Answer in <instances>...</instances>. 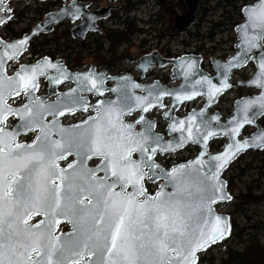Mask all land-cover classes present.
Returning <instances> with one entry per match:
<instances>
[{
    "label": "snow or ice",
    "instance_id": "1",
    "mask_svg": "<svg viewBox=\"0 0 264 264\" xmlns=\"http://www.w3.org/2000/svg\"><path fill=\"white\" fill-rule=\"evenodd\" d=\"M241 11L246 17L237 26L242 51L233 59L243 63L252 49L264 47V0L245 5ZM27 42L25 36L6 45L11 55L7 50L0 55V264H197V252L229 232L226 220L215 216L212 208L218 194L224 198L221 170L244 149L264 147V132L251 141L233 140L224 153L207 160L201 152L195 161L165 170L156 162L157 153L173 151L187 141H202L206 146L218 134L210 121L202 119L203 112L199 121L196 114L173 121L170 131L180 136L165 141L145 115L131 123L125 116L163 107V97L168 95L178 102L191 100L201 94L196 85H206L211 99L230 86L227 71L238 64L224 66L220 86L202 76L190 92L150 87L146 95H136L132 90L141 86L127 77L122 86L108 89L102 75L89 72L76 76V88L45 103L35 95L44 68H57L56 84L68 76L48 61L43 66H21L14 76H8L5 60L18 56ZM181 67L187 80L195 65L182 61ZM259 70L252 83L264 88V56ZM105 91L116 93V99H98L90 105L80 95L87 92L102 97ZM22 95L27 96L26 103L9 104V98ZM256 105L264 114V94L243 101L242 115L233 119L231 129L224 130L232 137L238 135L244 124L252 123L249 113ZM89 107L95 109V116L68 128L61 125L65 114ZM9 117L18 120L11 130ZM29 133H35L32 142H20L19 137ZM57 135L59 139L54 138ZM70 155L76 159L60 167L59 161ZM94 158L99 163L88 167ZM146 181L163 183L149 195ZM35 217L42 219L33 223ZM62 221L71 224L70 232H58Z\"/></svg>",
    "mask_w": 264,
    "mask_h": 264
},
{
    "label": "water",
    "instance_id": "2",
    "mask_svg": "<svg viewBox=\"0 0 264 264\" xmlns=\"http://www.w3.org/2000/svg\"><path fill=\"white\" fill-rule=\"evenodd\" d=\"M10 1L12 0H0V25H2L7 20L11 19L12 11L10 9V3H9ZM63 1L65 3L59 9L46 12L40 21L32 25L31 28L28 31L24 32L19 38L13 39L11 41H7L3 39L2 37H0V55H3V53L6 50L9 52V55H11L12 50L6 49V45L14 44L18 42L19 40L23 39L25 36L28 37V42L26 46L21 50L19 55L16 56L14 59L5 60L4 69L8 76H14L15 73L20 70L21 66L26 67V68H31L36 65L43 66L45 65V61H48L53 65H58L59 68L63 69L64 73L67 74L68 76L67 79H63L60 84H56L54 83L53 78H57L60 76V73L57 71V68L55 67H45L44 68V74L38 76L37 82H38V85L40 86L39 81L42 79L45 80L46 82L45 92L43 94L42 93L39 94V87H38V90L36 91L35 95L43 98L45 103H53L57 101V99L61 96L62 93H68L71 89L76 88L77 87V82L75 79L76 76L89 73V72H94L97 75H102V77L105 79V87L108 89L117 88V87L122 86V84L124 83L123 78L127 77L130 83L139 84L141 86L140 88L132 90L134 91L136 95H146L147 94L146 89L150 87H158L160 89H163V90H166L172 93L182 91V90H186L190 92L192 90V85L195 83V81L199 80L202 76L208 77L214 84H216L217 86H220L224 80V75H223L224 66L228 65L230 62H233V63L238 64V66L233 67L227 71V83L230 86L228 88H224L220 93H218L211 99L207 95L206 85L204 86L196 85L195 90L197 92H200L201 94L193 97V99L191 100H185V101L178 102L175 100L174 95H168V96L163 97V100L166 98L169 99V104L167 105L166 109H164L161 113L163 120H165L167 123L166 124V138H164L165 141H174L175 139H178L180 136L179 132L170 131L169 125L173 121L186 120L188 116L193 115V114L197 115V121H199L201 119V117L199 116L201 112L204 113L202 119L206 121H210L212 125V130L216 131L218 134L209 138L206 146L202 141L200 143H193L192 141H187L185 144H183L182 147L176 148L173 151L167 152V153H172L188 145H193L198 148V152L196 156H194L193 158H190L185 161H180L177 164H174L167 169L163 168L160 164L159 165L161 166V168L165 170H170L172 167L178 166L180 164H188L191 161H195L198 157H200L201 152L205 153L204 159L207 160L210 157H214V156L224 153L227 145L229 143H232L233 140H239L241 142H243L244 140L251 141L258 134L264 132V127H262L257 121L261 116H264V114H261V110L259 109L258 105L254 106V108L249 113V119L252 120V123L244 124L243 127L240 129V132L238 133V135H236L235 137H232L227 133V131L224 130V129H231V127L233 126L232 125L233 119L239 118L242 115L239 112V108L242 106L243 101L254 100L260 97L262 94H264V88H261L258 84L252 83V81L259 76V71H260L259 63H260L261 57L264 56V47L252 49V51L247 54V59L243 63H240L239 61H234L233 59L234 57H237L242 51L241 32H240V29L237 27L238 25L245 23V20H246V17L242 13V11L241 13L243 16V20L234 27V31L236 33V43L234 44V52L229 54L225 59L211 58V66L213 70L212 73H209L208 71H205L204 69L201 68L200 63H201L202 57L200 55L182 54L174 58H167V57H162L160 53L158 52V50H152L151 52L143 54L139 57L138 63L135 65V68H134V70L137 72L135 77H133V75L129 72H125V73L118 74V75L108 74L106 70L104 69L97 70V68L94 65L89 66L86 70H83V71H72L66 67V65L64 64V60L62 58L52 59L50 56H47V55L41 56L29 64L22 63L11 74H8L7 72L8 63L17 62L19 58L21 57V55L27 51L29 47V43L33 38L37 37L40 34L51 33L53 31L54 26L57 25L58 23L67 20L71 24H73V27L70 30L71 38L73 40H79V39L84 38L88 33L100 32L101 28L99 26V23L101 21H104L109 16L112 10H115L118 8V4H117L118 0H108V3L106 5L101 6L94 10L89 9L90 4L88 2H81L78 0H68V2H66L67 0H63ZM260 2L261 0H255L252 3L245 4V5L253 6V5L259 4ZM199 5H200L199 0H183V7L185 9V12L181 16H177L173 19L172 29L176 32H184L186 29H188L196 21ZM244 6L242 8H244ZM182 61L191 62V63H194L195 65V67L190 70L187 80L185 79V75H184L185 68L181 67ZM249 62H251L255 67V71L251 75V77H249L246 80H235V81L231 80L233 72L244 68ZM168 64H171L170 79L179 80V83L176 86L168 87L166 85L161 84V82L158 79H155L151 82H142V80L145 78V73L147 72L148 69H150L151 67H162ZM65 84H69V86L67 88L60 89V87L65 86ZM241 86L246 87V88H253L256 90V92L249 94V95L240 96L234 99L231 114L227 116L226 118H222L221 114L217 110L210 111V109L217 102L218 97L220 95L224 94L225 92H227L233 87H241ZM80 95L85 96L88 102H89V96H91L92 98H94V101L90 102L89 104L95 105L98 99L114 100L116 99L117 94L111 91H105L102 97L96 94L87 93V92L80 93ZM107 95H109L110 97H107ZM199 97H201L203 100L202 104L199 107L192 108L186 114L181 115V116L176 114L177 110L184 103L190 102ZM12 98L14 97L9 98V100ZM27 99H28L27 96H25V100L21 104L12 105V106L19 107L22 104L26 103ZM155 108L163 109L164 106L163 107L157 106ZM89 110L94 112L93 115L91 116H95L96 114L95 109L93 107H89ZM78 111H83V110H78ZM136 112L138 113V116L136 119H138L139 116L143 114L146 116V118L149 121H152L154 123L153 119H149L147 117V113H141L140 111H136ZM213 117H219V119L216 120V119H213ZM88 118H86L85 120H88ZM80 123H77V124H80ZM137 126H138V131H139L140 126L139 125ZM249 128H253V130L245 134L244 130L249 129ZM158 134L161 137H163L162 134L160 133ZM185 135L187 134L185 133ZM216 138H224V142L219 150L210 151L209 143L213 139H216ZM261 149H264V147L252 146V147L244 149L238 155H236L232 160H230L227 166L223 168L220 172V180L223 182L222 194L224 198H219V194H218L217 201L214 205H212V208H213V214L215 216H220L224 218L227 222L228 227H230L229 214L219 213L216 210L217 204L229 202L232 199L231 194L227 190V181L223 177V172L228 168V166L232 162L236 160V158L239 155L244 154L248 151H255V150H261ZM167 153H159V154L165 155ZM161 183H163V181H158V186H157V189L154 191V194L156 193V191L159 190V185ZM167 191H171V188H168ZM220 241L221 240H218L217 242H215L214 244H211L210 246H213L219 243ZM202 251L197 252L196 254L197 260H198L199 254Z\"/></svg>",
    "mask_w": 264,
    "mask_h": 264
},
{
    "label": "rangeland",
    "instance_id": "3",
    "mask_svg": "<svg viewBox=\"0 0 264 264\" xmlns=\"http://www.w3.org/2000/svg\"><path fill=\"white\" fill-rule=\"evenodd\" d=\"M147 1L148 0H145L142 3L138 4V6L134 9V12L129 13L130 18L135 20V23L139 28L142 26L144 31L141 32L140 35H137L135 38L131 39V45H124L119 48V51L125 50L127 56L120 61V63L114 70H112L113 72H131L135 74L134 66L136 65L139 57L149 50L158 49L161 51H170L181 42L190 43V39H186L188 35L190 36V32L184 35H179L177 33L175 34L174 32L172 33L171 30L174 17L182 13V4L180 0H171L173 5L172 7H168L167 9H161L158 6H153L149 3L147 4ZM199 1L201 4L198 11V25L204 22H215L216 20L219 22H223L221 23L222 26L216 27L215 32L213 33L216 34V36L215 38L213 37V43L211 44L212 53L215 52L214 54L217 55L218 53L226 54L228 52H231L234 35L231 27H226L225 25L231 23L233 19H236L235 8L236 4L239 5L240 3H236L235 6L231 7L227 5L224 6L225 3L222 2L219 7L215 8L213 6L216 0H210L208 2L204 0ZM92 2L93 6L97 8L106 5L108 3V0H92ZM249 3H251V1ZM117 4L119 6L118 8L120 9V7L122 6V0H118ZM38 6L39 5H37V2L34 1H29L27 4H25V2L22 0L12 1L11 9L13 12V18L11 19V22L5 26L11 27L16 32H21L23 29L29 27L34 19L38 18V11L40 9V7ZM222 6L224 7L222 8ZM34 8H37V11H34ZM119 9H115L112 12H117V10ZM118 14H120V12H118ZM149 15H151L152 17L148 19L147 23H144V20H146ZM136 19H140L141 22H137ZM114 21L115 19L112 18L105 20L103 23H100L101 31H103L104 27H114ZM67 28L68 25L63 23L56 26L51 33L59 35L61 32L67 30ZM51 33L48 35V37L51 36ZM142 39H145V44L141 47L139 43ZM40 40L41 39L38 38L34 41V43H38ZM63 41H66V44H70L65 38L60 40V42ZM204 43L205 42H203V44ZM74 48V50H77L76 46ZM78 54V60L82 61L83 63L97 64V61H99V59L95 58L94 55L91 54L87 49L80 50ZM24 60L25 58H22L17 62H11L8 65V69H16L18 65ZM99 68L103 69V66H99ZM117 69L119 71H117ZM254 71V65L248 64L247 67L233 72L231 79L235 81L239 79H245V77L248 78V76L253 74ZM45 86L46 83L44 82V80H41V90H43ZM253 92H256V90H254L253 88H246L243 86L233 87L219 96L217 102L214 104L211 110L219 111L221 117L225 118L231 114L233 101L234 99L239 97L240 93L243 96ZM21 101L22 97H19L15 101H11V104H17ZM201 102L202 100H197L186 103L179 109V112H186L187 109L196 107L200 105ZM154 112H156V114L160 113L158 109H156ZM258 123L262 127H264V116H262L260 120H258ZM252 130L253 128L246 129L245 134L251 132ZM223 142L224 138H217L216 141L212 143L214 146L221 147ZM197 151L198 150L195 147L191 148L189 150V153L193 154ZM240 169H243L242 173ZM237 174L241 175L232 181V192H229L232 195V198L234 196H238L247 192L248 187L251 188V191L254 195L264 193V167H262L260 157L249 151L244 153L240 160H235L230 165L228 171L224 174V177L225 179H227V177L236 176ZM216 209L219 213L229 214L230 217L232 216L235 220V223L239 227H245L246 234L244 235V237L247 236L248 232H251L250 228L252 224H260V228L257 230V237L260 241L264 240V207L262 203H253L249 205L247 213L245 215L231 214L233 211V204L231 201L217 204ZM247 216L249 217V219L246 218ZM228 247L241 248L242 245H235V238L233 236L227 235V238L222 239L219 243L211 246L206 252L200 253V256H204L205 260L201 261L199 264H208L206 259L209 258H212L215 262L214 264H217L219 259L224 256V251Z\"/></svg>",
    "mask_w": 264,
    "mask_h": 264
},
{
    "label": "trees",
    "instance_id": "4",
    "mask_svg": "<svg viewBox=\"0 0 264 264\" xmlns=\"http://www.w3.org/2000/svg\"><path fill=\"white\" fill-rule=\"evenodd\" d=\"M145 0H122V6L117 12L110 13L108 19L114 18V27L103 28V31L99 33H90L82 40H71L70 39V31L65 30L61 32L59 35L55 33H51V36L47 37V35H39L35 39L40 38L41 40L38 43H31L28 51L30 52V57L33 58L35 56H40L41 51H46L44 54L50 56L51 58H55L61 51H67V49L71 48V44H75L79 47L80 50L87 49L91 54L94 55L95 58H98L97 67L103 66L106 70L112 71L114 70L120 61L127 56L125 50L119 51L121 46L131 45V39L133 36L140 34L143 29L139 28L135 23L134 19H131L129 13L133 11L138 4L142 3ZM156 5H158L161 9H167L168 7H172L171 0H154ZM210 1V0H204ZM250 1L254 0H216L213 7H219L222 2H224V6H235L236 3H240V6L247 4ZM59 2H53V6ZM222 6V8L224 7ZM43 10L40 9L38 11L39 16L41 17V13ZM120 12V14H118ZM20 15V14H19ZM238 17L240 21L242 20V15L239 13ZM157 21V20H152ZM11 22V21H10ZM239 23L236 22V24ZM214 25L216 27H220L221 22H215ZM29 27L23 29L21 32H14L13 29L9 26L6 27L7 34H11L13 37H20L23 32L27 31ZM212 34V33H211ZM66 39L70 44H66V41L60 42L61 39ZM53 45V49L48 47L49 45ZM145 44V39L140 40L139 45L142 47ZM66 65L71 69H77L81 66V61L78 60L79 57H71V53L67 57ZM117 71H119L117 69ZM242 94L240 93L239 96ZM260 120V119H259ZM216 139L211 141L210 148L212 150H218L220 147L214 146L213 143ZM213 142V143H212ZM252 152V151H251ZM256 156L260 157L262 162V167H264V149L253 151ZM243 154L238 156L237 160H240ZM230 167V166H229ZM228 167V168H229ZM228 171L226 169L224 174ZM241 173L243 169H240ZM241 174H237L236 176L227 177V189L229 192H232V181L235 178H238ZM233 204V211L231 214H240L245 215L247 213L249 205L253 203H262L264 207V193L254 195L251 191V188L248 187L247 192L240 194L238 196H234L231 200ZM246 218L249 219L247 216ZM260 228V224L254 223L251 226V232L247 233V236L244 237L245 227H239L234 218L230 217V230L228 236H233L235 238V245H242L241 248H233L228 247L224 251V256L219 259L217 264H264V240L260 241L257 237V230ZM227 238V236L225 237ZM224 238V239H225ZM209 248L204 250L206 252ZM205 260L204 256H199L197 264L201 261ZM208 264H214L212 258L206 259Z\"/></svg>",
    "mask_w": 264,
    "mask_h": 264
},
{
    "label": "flooded vegetation",
    "instance_id": "5",
    "mask_svg": "<svg viewBox=\"0 0 264 264\" xmlns=\"http://www.w3.org/2000/svg\"><path fill=\"white\" fill-rule=\"evenodd\" d=\"M40 6V5H39ZM38 6V7H39ZM37 7V6H36ZM40 10V9H39ZM34 11H37V8H34ZM68 86V84H65V87ZM22 97V100L25 98L24 95L20 96ZM19 98V97H17ZM94 101V98H92L91 96H89V103ZM156 109L151 110L147 117L149 119H153L154 120V124H155V128H154V132L156 133H160L163 135V138H166V121L163 120L162 116H161V110L158 109V111L160 112L159 114H156V112H154ZM93 111L89 110L88 111H77L75 113H71V114H65V116L60 118V123L63 127L68 128L71 127L73 125H77V123H80L82 121H84L86 118H88L89 116L93 115ZM138 116L137 112L132 113L131 115H127L125 116V120L127 122H132L134 121ZM48 121L52 120L51 116H48L46 118ZM18 123L17 118L14 117H9L8 120V128L9 130H11L12 128H14ZM137 130H138V126H137ZM35 138V133H29L27 135L22 134L19 137L20 142H24V143H31L32 140ZM54 138L59 139V136H55ZM138 158V157H136ZM76 159L75 155H70L67 157L66 160H62L59 161V165L62 168H66L68 164L72 163L74 160ZM156 161L163 167L166 168V165L168 164V157L164 156V155H158L156 156ZM99 163V160L97 159H93L91 161H88V167H95L97 164ZM102 174V173H101ZM145 186L147 188V191L149 193V195H153L154 191L157 189L158 186V181L156 182H145ZM129 191H131V189H129ZM39 219H42V217H35L33 219V223H36ZM72 230V226L71 224L62 221L61 224L59 225L58 228V232H63V233H68Z\"/></svg>",
    "mask_w": 264,
    "mask_h": 264
},
{
    "label": "built area",
    "instance_id": "6",
    "mask_svg": "<svg viewBox=\"0 0 264 264\" xmlns=\"http://www.w3.org/2000/svg\"><path fill=\"white\" fill-rule=\"evenodd\" d=\"M81 1H92V0H81ZM94 7V6H93ZM237 18V15H235ZM234 20V19H233ZM212 22H204L201 23L200 25H194L192 26L188 31L181 33L180 35H184L187 34L188 32H190V36H194L195 34H198V38L197 39H193L191 38L189 35L186 37V39H190V43H180L179 45H176V47L172 50H170V54L171 55H179L182 53H198L204 56V60H203V64L205 65V67H208V63H209V57L213 56V57H219L222 58L225 55H227L228 53H218L217 55L212 53L211 50V44L213 43V39L215 38L216 34L213 35V39H210L209 37V31L211 30L212 26ZM227 26H231V24H226ZM203 42H205L203 44ZM76 52L72 53V56H75ZM162 55H168L167 50L162 51ZM169 68L168 67H164L161 69H155L154 72L157 73V76L159 78H162L164 75H167L169 73ZM155 77V75H151L148 77V80H152Z\"/></svg>",
    "mask_w": 264,
    "mask_h": 264
}]
</instances>
